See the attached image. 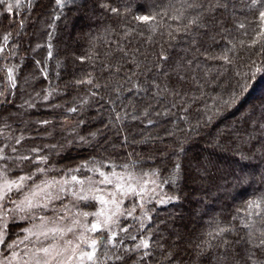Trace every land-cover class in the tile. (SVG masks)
Listing matches in <instances>:
<instances>
[{
	"label": "trees",
	"instance_id": "16d2710c",
	"mask_svg": "<svg viewBox=\"0 0 264 264\" xmlns=\"http://www.w3.org/2000/svg\"><path fill=\"white\" fill-rule=\"evenodd\" d=\"M21 6L7 12L0 4V113L16 102L25 103L28 115L25 122L10 117L7 128L10 153L29 156L17 171L35 161L36 151L39 164L44 157L59 170L72 150L86 153L61 171L79 179H101L94 167L136 177L158 169V177H144L161 185L157 199L145 204L151 219L141 228V209L125 213L114 246L101 245L98 255L113 258L110 264H264V249L256 246L264 218L246 211L249 200L264 195V74L249 81L235 104H225L244 74L264 65V35H258L264 0H63L62 6L26 0ZM154 13H161L154 22L135 19ZM93 123L116 141L84 132ZM165 194L173 199L158 203ZM132 203L129 197L123 207ZM246 223L253 224L252 238ZM141 239L149 248H136Z\"/></svg>",
	"mask_w": 264,
	"mask_h": 264
},
{
	"label": "snow or ice",
	"instance_id": "6c2138e0",
	"mask_svg": "<svg viewBox=\"0 0 264 264\" xmlns=\"http://www.w3.org/2000/svg\"><path fill=\"white\" fill-rule=\"evenodd\" d=\"M5 0H0V4H3ZM20 0H16V7H19ZM63 0H57V4L62 6ZM192 5H189L191 7ZM13 5H7L6 11L11 12ZM112 12L119 13V9L112 8ZM167 11L163 12V15H167ZM161 13H154L150 15H141L135 17L138 21L144 23L156 21V17ZM260 18L264 21V11L260 12ZM179 16H173L172 19H179ZM196 20H192L191 23H195ZM23 26V22H21ZM258 35H264L259 33ZM7 40V37H5ZM256 41H253L255 44ZM3 48H0V52ZM225 59H227L225 57ZM12 69L8 70V79L12 81V87H15L14 78L12 76ZM258 74H264V65L254 67L250 73L244 74V83L239 85V92H233L229 99L225 101V104H235L238 99L249 89L250 80L257 78ZM91 81H89L90 83ZM3 95V93H0ZM47 99V97H45ZM75 111V109H71ZM44 123H48L44 121ZM19 143V140H17ZM6 147V146H5ZM16 151L15 148L12 149ZM33 151H36L35 149ZM181 151L183 149L181 148ZM9 159L4 155V149L0 148V160ZM21 159L27 160L28 157H22ZM46 159V158H42ZM81 167H87V163L81 165ZM127 167V166H125ZM115 168V165H113ZM180 164L175 165V172L169 179L175 182V176L178 174ZM37 171L43 173V168H38ZM72 171H79V168L73 169ZM90 171L97 172L101 179L93 180L87 178V180H81L77 176H72L71 180L79 185L78 189L71 191L72 197L77 201L84 202H96L99 207L95 212H76L74 218L71 221V225L61 226V222L67 217H60L59 221L53 223L52 227H48L49 218L41 215L39 217L40 223L33 224L30 228L21 229V231L27 233L25 237L7 243V249L11 250L10 256H6L0 260V264H105L100 259L98 253L102 244L113 245L115 238L118 236V232L113 229V226L119 227V217L127 214V216H133L137 208L142 211V218L140 219V227L144 228L145 221L150 220L151 216L145 210V204L151 202L153 199H157V189L161 187L157 184L155 179H145L144 177H158L159 170L154 169L150 173H144L142 177H136L132 173L122 175L115 172L106 173L99 168L90 169ZM32 180L31 175H22L16 179H9L5 169H0V245L6 244V238L8 236V230L10 226V220H14L16 216L20 220L29 219L28 213H32L34 210L47 209L49 203L53 199H60L59 193L67 192L65 185L69 183L68 180L56 181L43 180L40 184H35L27 192H24L26 181ZM168 181H164L167 183ZM87 183V187L85 184ZM99 185H112L113 187L109 190L107 187H99ZM152 185V187H148ZM53 189H57L58 193L54 196ZM22 193L19 200H13L11 195L13 192ZM132 197L133 203L129 209L123 207L125 199ZM173 199V197H167L166 194L157 200L158 203H165L167 200ZM10 203L13 207H7ZM67 211V208H65ZM248 216L257 215L264 218V195L259 199L249 200L246 208ZM94 217L91 223L87 222V217ZM34 218V217H32ZM83 218V222L82 219ZM244 227L249 229L250 238L254 237V233L251 231L253 228L252 223L244 224ZM81 229L79 235L75 241L65 239L68 233H74L75 229ZM121 231L127 233L128 228H122ZM224 231V229H221ZM260 235L258 239L259 243L256 245L264 249V230H259ZM89 233H100V238H94ZM106 233V235H105ZM30 236H35L37 241L40 237L45 240L51 239L53 242L44 246L42 243L39 246L33 245L32 248L25 247L23 254L16 251V247L19 244H24ZM133 240L135 236L131 237ZM123 243V241H121ZM83 245V247H82ZM136 248H149V240L141 239ZM2 255V253H0ZM107 258V253L104 254ZM148 253L145 252V256ZM122 259V257H116Z\"/></svg>",
	"mask_w": 264,
	"mask_h": 264
},
{
	"label": "rangeland",
	"instance_id": "374dc122",
	"mask_svg": "<svg viewBox=\"0 0 264 264\" xmlns=\"http://www.w3.org/2000/svg\"><path fill=\"white\" fill-rule=\"evenodd\" d=\"M23 1H26V0H20L19 7L23 3ZM6 3L8 5L9 4L13 5L12 11L19 9V7L15 6L16 0H5V2L2 4L5 10L7 8ZM0 15H1V13H0ZM42 29H44V22L38 23V30L40 31ZM29 80H30V78H27L26 81H29ZM259 95H260V92H255L254 94H252V96H254V98L259 96ZM251 99H253V98H250L249 100H251ZM16 104L17 103L15 102V106H14L15 109L10 110L8 113H6V115H4L3 113H0V148H3L5 150L4 155L9 157V159L0 160V169L6 170L7 177L9 179H16L17 177L22 176V175H31L32 180L26 181L25 188L23 190L24 192H27L29 189H31L33 187V185L40 184L41 181H43V180H52V179H55L56 181L68 180L69 183L67 185H65L67 192L59 193L60 199H53L49 203V206L47 209L34 210L32 213H28L27 215H29L30 218L27 220H20L18 216H16L14 220H10V226H9V230H8V236L6 238V244L0 245V253H2V255H0V260L4 259L6 256H10L11 250L7 249V243H11L12 241H15L17 239L22 240L25 237V235H27V233L21 231V229L30 228L33 224H39L40 223L39 217L41 215L49 218L48 227H52L53 223L56 221H59L60 217H62V216L67 217V218L61 222V226H65V225L70 226L71 221L74 218V214L76 212H95L97 210V209H95V210L92 209L91 208L92 206L89 204V202L88 203L84 202V201L77 202L72 197L71 191L73 189H78L79 185H76L75 182L71 180V177L74 176L71 173V170H68V172L61 171V168H63L62 166L74 163L73 160L75 158L74 155H76V153H78V154H80V153L82 154L83 152L86 153L85 150L77 151L76 153L73 150L69 151L68 156H64L63 158H61V160H60L61 165L58 167L59 170L56 169L57 167L56 168H52L51 166L47 167L45 165L46 159H42V162H40V164H39V162H37V160H39V157H41V155H40L39 151H36V153H38V155H37V158L35 159V161L34 162L31 161L32 163L28 162V165L23 167L24 170L17 171V170H19V168H17V167H19L21 165V161L23 160V159H21L22 156L23 157H27V156L24 155L23 153H21V155H17L16 152H13V151H12L13 154H11L8 147H12L14 145L10 144V142H5V139L7 140L9 138V136H7V134H8L9 125H10V117L14 118V120L18 119L21 121L23 120L25 122L28 115L26 114V112L24 110L25 103H23V104L21 103V105H19L20 103H18L17 105ZM19 106H21V107H19ZM7 128H8V130H7ZM34 130L37 134H40L41 132H43V131H41V129L39 130L37 128ZM83 130H84V132L86 130H88V131L96 130L100 134L105 133L104 138L107 140L109 139V143L112 142L111 140H113L114 136H115V134L111 130L104 128L102 125H99L97 123H93V124L85 127ZM87 138L93 139L95 141V138L89 134L87 135ZM151 139H153V137H151ZM154 139H157V138L154 137ZM115 141L116 140H113V142H115ZM154 141H158V140H154ZM41 145H43V144H41ZM61 145H63V144H61ZM70 145H71V143L67 142V144L65 146H66V148H68ZM38 168H43L45 171L43 173H41V172L37 171ZM11 169L14 171H17V172L15 173ZM84 179L85 178H82L81 180H84ZM96 180H99V179H96ZM87 186L88 185L86 183L85 187H87ZM104 186L105 185H99V187H102V188H104ZM148 187H152V185H148ZM157 191H158V189H157ZM197 191L198 190H196L194 187L193 191L191 192V198L194 199L197 197ZM57 193H58V190L53 189V195L55 196ZM10 195H11V198L13 200H19L22 196V193H17L14 191ZM7 207L11 208V207H13V205L8 203ZM98 207H99V205H98ZM65 208H67V211H65ZM32 217H34V218H32ZM120 217H119V219H120ZM81 219L83 222V218H81ZM93 219H94V217L88 216L87 222L91 223L93 221ZM113 229L118 232L119 228L114 225ZM80 231H81V229H79V228L75 229L74 233H68L65 236V239L75 241V239L79 235ZM89 235L93 236L94 238H99L100 233H89ZM52 242L53 241L51 239L45 240L43 237H40V240L37 241V238L35 236H30L29 239L24 242V244H19L15 250L20 252L21 254H23L25 247L32 248L33 245L39 246L41 243L44 246H47L48 244H50ZM82 247H83V245H82ZM112 259L113 258H109L106 261L104 260L105 264H110L109 262H111Z\"/></svg>",
	"mask_w": 264,
	"mask_h": 264
}]
</instances>
